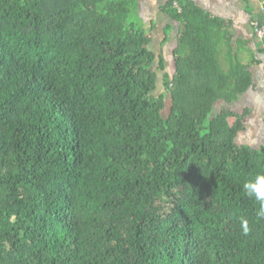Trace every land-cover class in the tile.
Returning <instances> with one entry per match:
<instances>
[{
    "label": "trees",
    "instance_id": "1",
    "mask_svg": "<svg viewBox=\"0 0 264 264\" xmlns=\"http://www.w3.org/2000/svg\"><path fill=\"white\" fill-rule=\"evenodd\" d=\"M180 4L169 73L137 0H0V264H264L243 190L264 145L238 143L249 109L214 115L254 73L221 19Z\"/></svg>",
    "mask_w": 264,
    "mask_h": 264
},
{
    "label": "crops",
    "instance_id": "2",
    "mask_svg": "<svg viewBox=\"0 0 264 264\" xmlns=\"http://www.w3.org/2000/svg\"><path fill=\"white\" fill-rule=\"evenodd\" d=\"M169 1L170 0H137L138 12L136 13V18L152 40L150 44L151 50L157 51L156 53L158 56H163L166 60V64L170 62V65H172V63L174 65V50L177 47L180 23L165 12V7ZM183 1H190L212 17L221 19L226 30L229 31L233 37V46L236 47L235 45H237L239 41L244 43L236 47L237 50L241 51L240 57L242 61L250 66L253 73H258V75L263 76L264 57L258 53V47L264 46V40L260 41L256 37L253 23L258 20L252 21L251 16L246 11L243 0H174V7L177 8L178 6L182 9L180 2ZM254 3L256 4L255 1ZM258 11L256 7L255 13ZM223 51H228L226 45L223 46ZM255 53L259 54L257 58L262 60L261 64L253 62ZM223 55H225V53H223ZM222 61L223 64H226L223 57ZM259 88L261 90L260 92ZM263 95L264 79L260 81L259 84L255 81V86L243 97V100L246 102V104L244 103L245 106L243 110L249 109L252 114L264 110ZM243 100L242 103L244 102ZM236 104H240V101ZM261 112L264 113V111Z\"/></svg>",
    "mask_w": 264,
    "mask_h": 264
},
{
    "label": "rangeland",
    "instance_id": "3",
    "mask_svg": "<svg viewBox=\"0 0 264 264\" xmlns=\"http://www.w3.org/2000/svg\"><path fill=\"white\" fill-rule=\"evenodd\" d=\"M134 18H136V15H134ZM157 52V51H156ZM224 55L219 56V61L223 63L222 57ZM248 63V62H246ZM225 69V67H223ZM174 70V65H170V62L167 64V71L169 73H172ZM255 74V81L259 82L264 79V74L263 76L258 75V73ZM158 94L162 93L164 91V86H163V81H162V75L159 72V81H158ZM262 86V85H261ZM259 88V92H260ZM244 97V96H243ZM240 97L238 101L232 103L231 105L225 104V102H219L218 105L216 106V109L214 110V115H217L221 109L226 108L228 110L236 111L238 113H241L243 111V107L245 106L246 102L243 100L244 98ZM264 97V95H263ZM242 100L244 101L242 103ZM240 101V104H236ZM245 103V104H244ZM249 104V103H247ZM264 111V110H261ZM261 111H258L256 113H253L251 117H249L246 121V129L244 132H242L239 137H238V143L239 144H246L250 145L254 148H259L260 146L264 145V113ZM233 122V121H231Z\"/></svg>",
    "mask_w": 264,
    "mask_h": 264
},
{
    "label": "clouds",
    "instance_id": "4",
    "mask_svg": "<svg viewBox=\"0 0 264 264\" xmlns=\"http://www.w3.org/2000/svg\"><path fill=\"white\" fill-rule=\"evenodd\" d=\"M243 190L248 198H254L259 203L256 216L259 219H264V174H257L247 180L243 185ZM240 223L243 234L247 235L251 231L248 220L241 218Z\"/></svg>",
    "mask_w": 264,
    "mask_h": 264
},
{
    "label": "built area",
    "instance_id": "5",
    "mask_svg": "<svg viewBox=\"0 0 264 264\" xmlns=\"http://www.w3.org/2000/svg\"><path fill=\"white\" fill-rule=\"evenodd\" d=\"M177 8L179 9V11H181V9L178 6H177ZM253 27H254L256 37L260 41H263L264 40V21H263V23H260L259 21H255L253 23Z\"/></svg>",
    "mask_w": 264,
    "mask_h": 264
}]
</instances>
